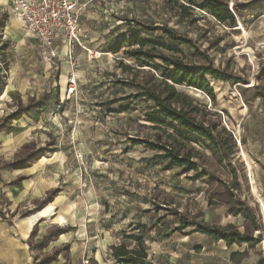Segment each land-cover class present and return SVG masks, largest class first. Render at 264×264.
Instances as JSON below:
<instances>
[{"label": "rangeland", "instance_id": "1", "mask_svg": "<svg viewBox=\"0 0 264 264\" xmlns=\"http://www.w3.org/2000/svg\"><path fill=\"white\" fill-rule=\"evenodd\" d=\"M77 1L81 38L71 50L57 42L58 57L52 64H47L38 41L10 16L6 2H0V74L5 83L0 88V120L19 105L31 115L12 122L10 142L0 137V176L28 180L32 191L46 189L27 212L8 213L12 224L56 213L53 227L65 229L68 240L74 237L78 250L94 247L105 264H113L109 244L134 248V238L142 239L149 256L161 264H264V102L256 96V91L264 93V2L258 8L252 6L256 0H228L231 12L236 2L251 4L230 27L215 20L203 0ZM160 25L194 43L179 48L182 53L176 56L183 61L206 63L198 55L202 53L215 68L244 80L210 82L213 102L202 91L175 88L184 96L183 103H174L176 108H193L198 120L231 132L237 146L228 164L194 141L185 142L183 152L190 151L199 172L207 173L197 180L191 179L192 172L165 170L155 156L159 152L140 144L165 136L144 117L149 102L124 100L139 90L127 82L131 79L160 90L159 80L145 82L150 68L139 67L127 54L138 49L131 43L134 37L154 39ZM147 27L153 31L144 32ZM120 41L125 42L117 50ZM87 50L96 57L91 59ZM154 63L161 65L158 58ZM128 104L129 110L123 111ZM15 164L33 167V174L12 172ZM233 201L243 202L250 216H233ZM7 204L0 194V210L6 213ZM170 211L210 225H232L258 243L242 245V254L233 259L222 241L175 231L178 220ZM70 227L74 234L67 232ZM86 255L84 264H90Z\"/></svg>", "mask_w": 264, "mask_h": 264}, {"label": "trees", "instance_id": "2", "mask_svg": "<svg viewBox=\"0 0 264 264\" xmlns=\"http://www.w3.org/2000/svg\"><path fill=\"white\" fill-rule=\"evenodd\" d=\"M228 0H203L204 7L207 9L213 18L219 23H227L230 27H235V16H240L241 11L247 9L249 5H241L238 2L234 3V9L229 11L226 3ZM253 7L262 8L264 0H256ZM155 30L159 31L154 39H142L139 36L134 37L132 44H137L138 49L130 51L132 58L140 62L139 67H149L146 73L148 80H159V89L149 85H142L135 83L134 79L127 81L133 87L139 90L124 100L137 101L142 99L149 102V108L144 114L147 122L150 123L152 129L160 131L165 136L162 140L161 135L156 136L155 141L143 140L140 144L150 151L159 152L156 158L160 160L165 170L178 168L182 173L192 172L191 179L197 180L207 173L199 172L198 165L193 161L190 151L183 152L184 143L194 141L208 150L211 155L219 162H228L229 159L236 153V142L232 133L223 127H219L215 123H205L198 120L192 114L193 108H176L174 103H183L184 96L176 91V86L193 88L204 92L213 102L215 97L210 82L219 81L222 83L244 84V80L237 75L225 72L219 68H215L212 60L202 53L199 56L204 57L206 63H189L177 57L181 54V46L194 47L191 39L184 35L176 33V31L167 25H160ZM153 29L147 27L144 32H152ZM125 41H120L117 44L119 50ZM162 49L167 53L158 51ZM169 53V54H168ZM158 58L160 64L154 63V59ZM127 67H124L126 69ZM128 69V68H127ZM126 69V70H127ZM153 69V70H151ZM157 71L159 73H157ZM152 72H156L159 77H154ZM117 84L123 83L121 80H116ZM1 81L0 74V88L4 87ZM256 96L264 102V93L256 91ZM131 105L123 107V111L129 110ZM27 113V108H22L20 105L15 112L5 116L0 120V133L11 130L12 122L18 120L21 115ZM136 144V141H132ZM14 169L23 167V165H12ZM227 190H230L227 188ZM233 196L230 195V198ZM43 201L42 204H46ZM172 212L177 216L178 225L174 229L182 235H189L193 233H200L209 237L214 241H224L226 246L236 244L241 246L243 244L248 247L255 246L258 241L252 235L240 233L234 226L228 225L220 227L210 225L203 221H196L188 219L186 216L178 212ZM233 216L241 215L244 218L250 216L249 209L241 201H233L229 209ZM191 228V230L184 232L183 230ZM62 231L65 229H61ZM60 232V230L58 231ZM136 247L129 248L126 244L121 243L113 245L109 249V259L113 264H153L148 259L147 249L142 246V239L134 238Z\"/></svg>", "mask_w": 264, "mask_h": 264}, {"label": "crops", "instance_id": "3", "mask_svg": "<svg viewBox=\"0 0 264 264\" xmlns=\"http://www.w3.org/2000/svg\"><path fill=\"white\" fill-rule=\"evenodd\" d=\"M25 115L31 116L28 111ZM14 128L12 126L10 131L7 130L0 133V137H2L1 142H10L9 139L15 133L13 132ZM29 167L11 168V171L14 173L23 172L22 174H33L31 171L33 167ZM15 177L10 176L7 178L0 176V194L8 201L6 210L3 208L6 213L0 210V264H84L85 257L87 256L86 253L90 254V264H105L99 261L94 247L88 248L89 252H85V249H87L85 246L83 248L84 251L81 247L78 250L75 246L76 243H74V237L68 240L65 237L64 230H61L63 229L62 227H53L57 224L55 221L57 219L56 213L49 216L39 214L33 218L22 220L19 223L17 222V224L14 222L15 225H13L12 220L8 218V213L14 215L16 212L18 214L23 211L27 212L28 208L33 207L37 201L42 200L46 192V189L39 186L33 188L32 191L31 184L28 183V180L18 181ZM51 228H54L52 233L46 235L47 231L51 230ZM59 230L60 232H58ZM67 232L74 234V228L70 227ZM222 242L225 244L224 241ZM113 245L117 244H109L108 250ZM241 246L236 244L227 246L230 250L229 255L231 258L234 259L242 254L241 251H238ZM233 248L237 250H233ZM66 250L68 252H65ZM148 259L153 264H161L156 256H149L148 254ZM166 264L174 263L170 261Z\"/></svg>", "mask_w": 264, "mask_h": 264}, {"label": "built area", "instance_id": "4", "mask_svg": "<svg viewBox=\"0 0 264 264\" xmlns=\"http://www.w3.org/2000/svg\"><path fill=\"white\" fill-rule=\"evenodd\" d=\"M10 16L22 26L29 38L35 39L45 53L47 64L58 57L55 44L61 42L65 49L71 50L79 43L81 9L77 0H5ZM90 58L95 51L87 50ZM73 76V75H72ZM71 76V79L74 77ZM74 81L69 82L68 92L73 91ZM84 263H87L85 261Z\"/></svg>", "mask_w": 264, "mask_h": 264}, {"label": "bare ground", "instance_id": "5", "mask_svg": "<svg viewBox=\"0 0 264 264\" xmlns=\"http://www.w3.org/2000/svg\"><path fill=\"white\" fill-rule=\"evenodd\" d=\"M3 2V1H5V0H0V2ZM178 87H182V86H178ZM186 90H188V91H190V92H197L198 90H195V89H193V88H185ZM43 161H44V159H43ZM259 199V198H258ZM261 200V199H260ZM261 203V205H260V207H261V209H263V211H264V202H260Z\"/></svg>", "mask_w": 264, "mask_h": 264}]
</instances>
